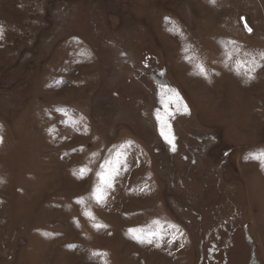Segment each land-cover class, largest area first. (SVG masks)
<instances>
[{"label":"rangeland","instance_id":"374dc122","mask_svg":"<svg viewBox=\"0 0 264 264\" xmlns=\"http://www.w3.org/2000/svg\"><path fill=\"white\" fill-rule=\"evenodd\" d=\"M0 27V264H264V0H0Z\"/></svg>","mask_w":264,"mask_h":264},{"label":"snow or ice","instance_id":"6c2138e0","mask_svg":"<svg viewBox=\"0 0 264 264\" xmlns=\"http://www.w3.org/2000/svg\"><path fill=\"white\" fill-rule=\"evenodd\" d=\"M245 27L247 28V24H245ZM247 30L249 32L252 31L251 28H248ZM0 31H2V27H0ZM261 56L264 57V53H261ZM169 91L171 93H173V97H171L170 99L175 104L176 111H179L180 110L179 105L183 104L182 98L179 96V93H177L174 89H170ZM183 111L185 113L188 112V108L186 105H184ZM155 115H156V120H157L158 125H159L160 135L164 138L165 141L168 142V144L172 147V150L175 151L174 136L172 134L171 125L169 123V118L172 117L173 113L170 112L166 106L164 116H162L160 114L159 110H157ZM258 158L260 159L261 166L264 167V151H262L259 154ZM102 167H103V165H102ZM97 176L100 178L101 185H107L109 187L111 186L109 183V176L107 174H105L103 172H99V173H97ZM102 192H103V189H102V187H99V186L94 191L93 195L97 201H99L103 198ZM129 231H136V230L130 229ZM97 254L98 253H93V255H97Z\"/></svg>","mask_w":264,"mask_h":264},{"label":"water","instance_id":"95a60500","mask_svg":"<svg viewBox=\"0 0 264 264\" xmlns=\"http://www.w3.org/2000/svg\"><path fill=\"white\" fill-rule=\"evenodd\" d=\"M243 21V24H244V27H245V24H246V21L243 19L242 20ZM245 29L247 30L248 29V26H247V28L245 27ZM248 31V30H247ZM249 32V31H248Z\"/></svg>","mask_w":264,"mask_h":264}]
</instances>
